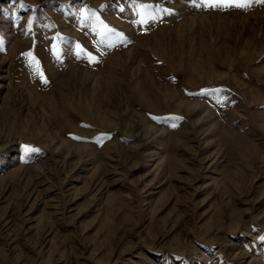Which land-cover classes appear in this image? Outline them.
I'll return each mask as SVG.
<instances>
[{"label": "rangeland", "instance_id": "rangeland-1", "mask_svg": "<svg viewBox=\"0 0 264 264\" xmlns=\"http://www.w3.org/2000/svg\"><path fill=\"white\" fill-rule=\"evenodd\" d=\"M208 2L0 0V264H264V0Z\"/></svg>", "mask_w": 264, "mask_h": 264}, {"label": "snow or ice", "instance_id": "snow-or-ice-1", "mask_svg": "<svg viewBox=\"0 0 264 264\" xmlns=\"http://www.w3.org/2000/svg\"><path fill=\"white\" fill-rule=\"evenodd\" d=\"M227 4V6H237V7H246L247 5L245 3H239L237 0H209L208 6L210 7H218V6H224ZM25 150H34L29 149L27 146H25Z\"/></svg>", "mask_w": 264, "mask_h": 264}, {"label": "bare ground", "instance_id": "bare-ground-1", "mask_svg": "<svg viewBox=\"0 0 264 264\" xmlns=\"http://www.w3.org/2000/svg\"><path fill=\"white\" fill-rule=\"evenodd\" d=\"M176 58V57H175ZM201 67V66H200ZM149 101V100H148ZM149 102H147V104H148ZM149 105V104H148ZM151 105V104H150Z\"/></svg>", "mask_w": 264, "mask_h": 264}]
</instances>
